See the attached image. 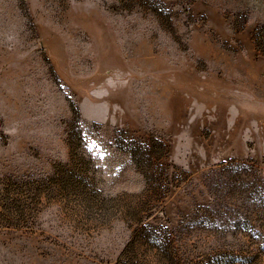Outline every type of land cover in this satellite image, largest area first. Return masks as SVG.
<instances>
[{
	"label": "rangeland",
	"instance_id": "374dc122",
	"mask_svg": "<svg viewBox=\"0 0 264 264\" xmlns=\"http://www.w3.org/2000/svg\"><path fill=\"white\" fill-rule=\"evenodd\" d=\"M156 1L0 0V264H264V0Z\"/></svg>",
	"mask_w": 264,
	"mask_h": 264
},
{
	"label": "trees",
	"instance_id": "16d2710c",
	"mask_svg": "<svg viewBox=\"0 0 264 264\" xmlns=\"http://www.w3.org/2000/svg\"><path fill=\"white\" fill-rule=\"evenodd\" d=\"M144 1H145L146 4H149L150 6L151 5L155 6V8L157 9V13L163 14V12H165V9L163 7V4H161V2L159 3L156 0H144ZM158 7L160 8V10L158 9ZM165 14H166V12H165Z\"/></svg>",
	"mask_w": 264,
	"mask_h": 264
}]
</instances>
